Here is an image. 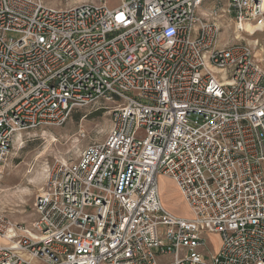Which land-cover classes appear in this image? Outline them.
<instances>
[{
    "label": "built area",
    "instance_id": "obj_1",
    "mask_svg": "<svg viewBox=\"0 0 264 264\" xmlns=\"http://www.w3.org/2000/svg\"><path fill=\"white\" fill-rule=\"evenodd\" d=\"M50 1L0 0V166L76 107L113 103L111 127L48 168L29 224L0 213V264H264V0Z\"/></svg>",
    "mask_w": 264,
    "mask_h": 264
},
{
    "label": "rangeland",
    "instance_id": "obj_2",
    "mask_svg": "<svg viewBox=\"0 0 264 264\" xmlns=\"http://www.w3.org/2000/svg\"><path fill=\"white\" fill-rule=\"evenodd\" d=\"M102 0H51V7L69 8L76 4L97 3ZM120 0H105L116 6ZM213 4L206 3L205 8ZM220 41H232L235 26L228 18L222 20ZM246 30V29H245ZM254 32V31H253ZM253 38L258 46L263 44L262 32ZM245 40L252 39L241 32ZM104 99L96 103L74 108L62 126H46L30 130L17 140L14 149L0 166V213L12 220L29 224L35 218L34 201L43 186L46 171L56 161H75L81 149L92 142L103 141L111 127V107ZM160 196L167 210L177 216L188 217L190 210L177 192L173 181L159 175ZM220 244L216 234L208 236L206 250L216 252Z\"/></svg>",
    "mask_w": 264,
    "mask_h": 264
},
{
    "label": "bare ground",
    "instance_id": "obj_3",
    "mask_svg": "<svg viewBox=\"0 0 264 264\" xmlns=\"http://www.w3.org/2000/svg\"><path fill=\"white\" fill-rule=\"evenodd\" d=\"M245 27H246V32H250V34L253 33L254 28L251 25L247 24ZM159 193H160V188H159Z\"/></svg>",
    "mask_w": 264,
    "mask_h": 264
},
{
    "label": "crops",
    "instance_id": "obj_4",
    "mask_svg": "<svg viewBox=\"0 0 264 264\" xmlns=\"http://www.w3.org/2000/svg\"><path fill=\"white\" fill-rule=\"evenodd\" d=\"M176 190H177V188H176ZM177 192H178V190H177Z\"/></svg>",
    "mask_w": 264,
    "mask_h": 264
}]
</instances>
